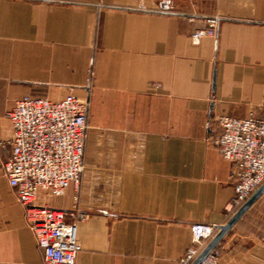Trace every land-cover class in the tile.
I'll use <instances>...</instances> for the list:
<instances>
[{"label":"crops","instance_id":"1","mask_svg":"<svg viewBox=\"0 0 264 264\" xmlns=\"http://www.w3.org/2000/svg\"><path fill=\"white\" fill-rule=\"evenodd\" d=\"M69 93L89 102L80 187L38 201L86 215L75 264H179L194 223L238 209L211 138L219 115L264 118V0H0V143L18 99ZM5 157L0 264H46ZM219 245L223 264H264V193Z\"/></svg>","mask_w":264,"mask_h":264},{"label":"built area","instance_id":"2","mask_svg":"<svg viewBox=\"0 0 264 264\" xmlns=\"http://www.w3.org/2000/svg\"><path fill=\"white\" fill-rule=\"evenodd\" d=\"M207 24L206 29L195 32V40L214 35L219 19L210 17ZM88 109L86 98L69 93L58 100L25 95L7 112L12 131L10 138L0 143L6 153L2 169L25 208L28 226L46 264H75L81 249L78 223L86 215L40 203L38 195L44 192L48 197H59L70 187H80ZM217 123L219 132L211 142L235 172V195L229 206L233 211L264 181V118L252 113L245 118L223 114ZM191 230L193 244L179 264H191L216 234L218 225L194 223ZM222 248L217 245L199 264H223Z\"/></svg>","mask_w":264,"mask_h":264},{"label":"water","instance_id":"3","mask_svg":"<svg viewBox=\"0 0 264 264\" xmlns=\"http://www.w3.org/2000/svg\"><path fill=\"white\" fill-rule=\"evenodd\" d=\"M264 193V181L251 193L247 200L237 209L234 215L225 224L218 225V231L213 238L207 243L204 249L193 260L191 264H199L212 249L220 244L223 237L234 227L239 219L248 211L253 203Z\"/></svg>","mask_w":264,"mask_h":264},{"label":"rangeland","instance_id":"4","mask_svg":"<svg viewBox=\"0 0 264 264\" xmlns=\"http://www.w3.org/2000/svg\"><path fill=\"white\" fill-rule=\"evenodd\" d=\"M84 98V97H83ZM5 160V159H4ZM3 163H4V161H3ZM3 163H2V167H3Z\"/></svg>","mask_w":264,"mask_h":264}]
</instances>
